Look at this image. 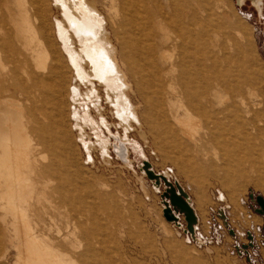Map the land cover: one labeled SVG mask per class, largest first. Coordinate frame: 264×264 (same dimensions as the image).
Wrapping results in <instances>:
<instances>
[{
  "label": "bare ground",
  "instance_id": "obj_1",
  "mask_svg": "<svg viewBox=\"0 0 264 264\" xmlns=\"http://www.w3.org/2000/svg\"><path fill=\"white\" fill-rule=\"evenodd\" d=\"M13 1L9 6L8 0H0V225L16 251L13 262L6 260L9 264H63L68 256L76 264H128L116 251L112 228L101 223L97 189V194H85L76 173L79 169H70L75 164L69 160L73 148L67 123L70 110L67 114L66 98L59 93L65 65L56 51L52 53L45 4L43 0ZM189 1L127 0L121 9L126 15H122L118 51L106 34V19L98 11L97 0H53L64 18H56V33L65 46L66 64L72 66L68 65L73 78L69 95L78 88L105 120L101 91L95 86L100 83L113 115L127 119L118 125L126 132L134 121L146 139L138 112L141 106H134L130 99L128 84L133 82L146 129L163 136V147L174 153L167 158L184 166L205 165L204 141L223 150L222 163L231 161L236 151L233 161L244 167L249 159L241 153L250 146L245 144L252 132L250 148L253 161L258 162L255 117L262 109L257 110L259 102L253 99L257 97L253 78L242 73L239 50L233 59L217 43L221 27L210 21L212 15L228 13L218 2L190 16L183 11L186 5L181 9V3ZM51 87L55 111L45 116L38 103L47 99ZM7 94H18V99ZM90 117L87 112L83 120L88 124ZM91 149L87 146L89 153ZM248 166L254 172L252 162ZM181 203L191 215L189 204Z\"/></svg>",
  "mask_w": 264,
  "mask_h": 264
},
{
  "label": "rangeland",
  "instance_id": "obj_2",
  "mask_svg": "<svg viewBox=\"0 0 264 264\" xmlns=\"http://www.w3.org/2000/svg\"><path fill=\"white\" fill-rule=\"evenodd\" d=\"M126 1L97 0L98 11L106 19V34L118 51L117 43L121 41L120 35L123 32L121 21L125 18H122L125 14L122 10ZM13 2L8 0L7 4L12 6ZM24 2L31 4L30 0ZM218 2L223 4L228 14L211 16L210 21L221 27L217 31V43L224 46L226 54L233 59L237 56L236 52L240 51L243 58L241 71L253 78L250 81L257 93L253 99L259 102L257 110L262 109L260 115L255 117L258 128L255 141L259 145L255 155L260 161H253L251 148L254 137L250 132L245 147L247 144L250 146L245 148V154L241 153L250 160L243 164L244 167H239L233 161L236 151H233L231 161L222 163L223 150L204 141L201 149L204 151L206 147V152L202 151L207 156L205 165L195 166L192 163V167L191 164L184 166L181 161L167 158L174 153H167L163 147V143H166L163 136L151 135L146 129L141 116L144 114L143 105L138 102L133 82L128 84V88H131L130 99L134 106H141L138 112L143 131L148 133L146 139L140 136L136 122L133 121V127L127 133L118 125L120 122L127 123V119L125 115H113L111 105L106 100V89L100 83L95 82V86L100 88L101 108L107 122L97 116L91 100L81 94L78 88L69 95L70 83L73 82L72 66L66 64L65 46L56 33V18L64 19L62 9L53 0H43L47 9L46 21H49L47 33L53 43L52 53L56 51L66 68L63 67L64 75L59 81L62 88L59 93L62 99H67L69 95L67 100L64 99V104L67 114L70 110L67 123L70 128L69 141L73 148L69 160L73 161L70 164L75 163V167L70 165V169L72 172L79 169L76 173L85 194L98 192L97 202L104 205H101L99 212L101 223L108 229L112 228L117 241L116 251L128 264H264V217L257 210L259 205L255 200L257 194L264 199V0H209L207 3L204 0H192L188 5L181 3V9L186 5L183 11L190 12V16L194 13L198 15L207 6ZM121 3L122 6L119 5ZM142 8L146 9V5H142ZM234 64L231 62L233 67ZM54 91V87H51L47 99L38 103L45 116L55 111ZM65 93L66 96H63ZM6 96L18 99V94ZM87 112L93 118L88 124L83 120L87 118ZM47 119L46 123L49 121ZM199 122L202 120L199 119ZM102 123L107 124V127ZM87 146L92 147L90 153ZM248 152L253 153L251 157ZM178 153L179 157L182 156L181 152ZM189 154L191 156L188 152L187 157ZM250 162L254 172L250 171ZM94 188L97 189L95 193ZM184 200L190 206L191 215L181 203ZM87 201L92 203L91 198H87ZM5 234L6 231L0 225V264H9L6 257L13 262L16 254L7 243ZM64 257L63 264L77 263L76 260L72 262L68 256ZM71 257L76 259L74 254Z\"/></svg>",
  "mask_w": 264,
  "mask_h": 264
},
{
  "label": "water",
  "instance_id": "obj_3",
  "mask_svg": "<svg viewBox=\"0 0 264 264\" xmlns=\"http://www.w3.org/2000/svg\"><path fill=\"white\" fill-rule=\"evenodd\" d=\"M259 199H261V200L264 202L263 197H262L261 195H258V194H257V195L255 196V200H256V202H257L258 205H259V208H257V210H258L259 212H261V213L263 214V217H264V208H263V206L261 205Z\"/></svg>",
  "mask_w": 264,
  "mask_h": 264
}]
</instances>
